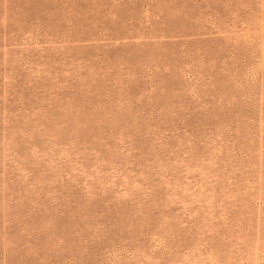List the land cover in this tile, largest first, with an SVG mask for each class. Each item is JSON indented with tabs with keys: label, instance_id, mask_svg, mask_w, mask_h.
I'll return each instance as SVG.
<instances>
[{
	"label": "rangeland",
	"instance_id": "374dc122",
	"mask_svg": "<svg viewBox=\"0 0 264 264\" xmlns=\"http://www.w3.org/2000/svg\"><path fill=\"white\" fill-rule=\"evenodd\" d=\"M0 264H264V0H0Z\"/></svg>",
	"mask_w": 264,
	"mask_h": 264
}]
</instances>
